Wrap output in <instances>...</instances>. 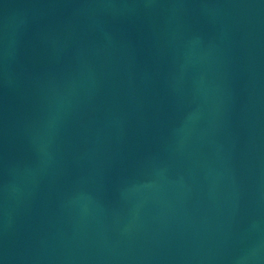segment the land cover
I'll return each mask as SVG.
<instances>
[{
    "label": "water",
    "instance_id": "1",
    "mask_svg": "<svg viewBox=\"0 0 264 264\" xmlns=\"http://www.w3.org/2000/svg\"><path fill=\"white\" fill-rule=\"evenodd\" d=\"M0 264H264V0H0Z\"/></svg>",
    "mask_w": 264,
    "mask_h": 264
}]
</instances>
